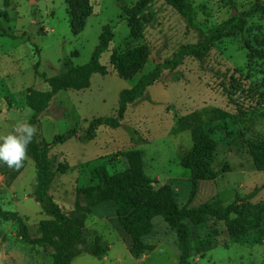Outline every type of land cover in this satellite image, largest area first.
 <instances>
[{
	"label": "rangeland",
	"instance_id": "obj_1",
	"mask_svg": "<svg viewBox=\"0 0 264 264\" xmlns=\"http://www.w3.org/2000/svg\"><path fill=\"white\" fill-rule=\"evenodd\" d=\"M136 1L89 0L92 15L78 31L77 2L70 7L65 0H8L5 6L0 0V135L32 116L25 106L27 88L47 90L33 65L39 62L38 72L49 78L60 72L64 62L88 63L104 26L112 29V40L99 62L108 74H95L88 89L60 92L50 102L36 129L48 143L69 130L84 132L93 118L115 116L120 92L170 58L179 46L197 42L203 32L224 25L233 28L242 13L264 6V0H185L191 15L188 22L184 7L171 0H154L128 24L124 11ZM138 46L148 49L146 63L132 79H119L112 70V58ZM248 48L264 49L261 15L248 18L242 32L214 42L203 60L186 58L173 71L163 72L141 99L126 108L120 127H99L89 142L73 137L52 146L48 155L63 171L55 175L48 194L68 214L77 183L92 184L94 174L88 164L100 162L113 174L129 168L127 153H139L141 163L132 171L135 183L154 190L168 185L179 207L217 202L227 206L235 199L246 200L239 210L249 216L253 238L233 242L225 221L208 220L194 227L192 264H264V222L254 209L264 204V170L256 168L250 152V148L264 151V87H260L264 60H249ZM232 78L242 92L258 90L254 95L232 90L228 100L222 85L228 86ZM214 111L225 116L219 119ZM192 113L215 143L210 160L202 164L213 176L200 178L193 195L190 173L181 165L191 151V135L177 128V121ZM254 142L263 143L262 148ZM25 161L11 183L0 175V207L24 218L29 234L35 236L38 223L48 214L35 199L34 164L28 157ZM152 224V234L144 239L150 251L134 258L128 251L130 239L117 223L114 204L102 203L85 221L84 239L77 246L81 253L70 264H177L175 233L161 217ZM95 239L105 249L99 258L83 252ZM0 264H52L51 249L25 244L15 223L0 220Z\"/></svg>",
	"mask_w": 264,
	"mask_h": 264
},
{
	"label": "trees",
	"instance_id": "obj_2",
	"mask_svg": "<svg viewBox=\"0 0 264 264\" xmlns=\"http://www.w3.org/2000/svg\"><path fill=\"white\" fill-rule=\"evenodd\" d=\"M153 1L137 0L133 7L125 10L128 24H132V21L146 11ZM171 1L173 4L185 8L187 21L190 22V9L185 0ZM3 2L5 6L8 5V0H3ZM65 2L70 7L74 2L80 4L77 21L78 31H81L84 28L85 20L92 15L89 0H65ZM255 15L264 17V6H254L242 13L237 25L233 28L224 25L221 29L203 32L200 39L195 43L179 46L170 58L156 64L150 72L142 75L134 86L120 92L115 116L93 118L84 132L77 133L75 130H69L62 135L54 136L51 143L39 138L36 130L33 141L28 146L27 157L33 162L35 168V199L46 208L48 218L38 223L35 236L29 234L26 220L14 212L5 211L0 207V220L15 223L18 228V235L25 244L49 247L52 264H70L71 260L81 253L77 246L84 239L85 221L98 205L105 202L114 204L117 223L130 239L128 251L134 258H139L144 252L150 251L151 248L144 243V239L152 234V220L156 217H161L176 235V247L179 252L177 264H192L190 259L193 255L194 227L200 226L208 220L225 221L227 236L233 242H244L246 239H252L250 218L239 210V206L245 205L246 200L235 199L227 206H222L220 202H217L215 204H200L194 208L179 207L175 193L168 185H163L154 190L150 186H140L135 183L132 171L141 163L139 153L133 155L127 153L129 168L113 174H110L100 162L88 164L92 166L94 174L92 184H86L83 181L77 183L73 210L67 214L48 194L49 186L55 175L57 172L63 171V167L55 164L48 153L52 146L62 144L73 137H77L81 142L91 141L99 127H120L126 108L141 99L146 89L155 84L163 72L173 71L186 58L203 60L210 52L214 42L242 32L246 20ZM2 34L5 35L4 32ZM111 40L112 29L109 26H104L88 63L74 66L71 62H64L60 72L49 78L38 72L39 62H36L33 65L34 73L44 79L47 90L26 89L25 106L33 113L27 122L37 129L40 114L47 110L50 102L55 99L58 93L88 89L93 75L106 76L108 70L100 64L99 60L101 55L108 51ZM248 50L249 60H264V49L252 50L248 48ZM148 55L146 46H138L127 50L122 55L114 56L110 64L116 77L121 80H130L142 69ZM237 72L234 70V73L237 74ZM233 78L230 79L228 86L222 85L228 100H232V90L234 93L241 92V94L252 95L255 94V90H258L253 87L254 89L248 88L247 91L242 92L243 89L233 82ZM260 87H264V83H261ZM214 115L219 119L225 116L220 111H214ZM177 128L189 130L191 135V151L189 156L183 159L181 165L190 173V194L193 195L200 178H207L208 180L213 176V173L207 172L208 169L205 170L203 166L210 160L215 149V143L203 129L196 113L178 120ZM251 144L261 148L263 145V143L258 142ZM262 150L250 148L258 170H264V151ZM25 164L26 161L19 169H10L0 165V175L5 177L7 183H11L24 169ZM254 209L259 214V219L264 222V204L256 205ZM83 252L99 258L105 249L99 246L97 239H95L84 247Z\"/></svg>",
	"mask_w": 264,
	"mask_h": 264
},
{
	"label": "clouds",
	"instance_id": "obj_3",
	"mask_svg": "<svg viewBox=\"0 0 264 264\" xmlns=\"http://www.w3.org/2000/svg\"><path fill=\"white\" fill-rule=\"evenodd\" d=\"M35 132V127L27 120H18L12 132L0 135V165L10 169L21 168Z\"/></svg>",
	"mask_w": 264,
	"mask_h": 264
}]
</instances>
